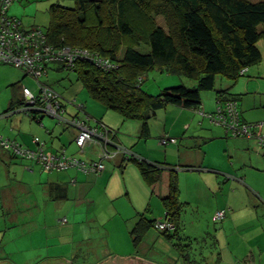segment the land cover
<instances>
[{
	"label": "crops",
	"instance_id": "0c3cea01",
	"mask_svg": "<svg viewBox=\"0 0 264 264\" xmlns=\"http://www.w3.org/2000/svg\"><path fill=\"white\" fill-rule=\"evenodd\" d=\"M55 67L61 70L58 66ZM48 73L49 70L46 77ZM244 76L245 79L238 78L234 82L218 78L219 83L217 85L216 80L215 87L226 90L225 96L236 98L244 122L264 121V92L260 93L264 88L261 81L264 69L252 72L248 68ZM19 92L22 93V88ZM83 100L84 112L89 116L88 124L93 127L98 125L99 130L104 126L113 130V140L132 155L175 167L177 175L191 169L217 175L202 174L200 183L195 184L197 191H212L219 200L213 213L215 221H218L215 218L216 212L225 210V217L219 220V229L213 234L212 248L203 234L199 233L200 230H194L191 234L182 232L184 228L180 223L184 220L181 219L180 212L178 238L168 240L159 230L150 227L135 250L128 232L133 222L132 211L136 215L144 212L141 211L143 202L146 199L151 201V194L155 195L141 176L138 166L133 163L135 161L131 162L121 152L103 159L99 147L93 143L88 142L83 148L76 145L75 127L65 126L57 130L56 124L45 123V118L50 116L34 119L23 112L19 113L20 111L0 114V136L29 149L37 148L34 138L39 137L45 143L47 154L64 151L69 156L85 161L99 159L103 162L104 169L91 173H84L75 167L46 170L36 161L17 157L0 148V241L8 230L7 222L20 223L24 217L22 214L26 215L30 208L41 216H47L53 210L71 212L83 207L88 212L102 200L113 203L116 198L126 196L129 215L115 211L121 217L117 221L119 235L116 241L133 247L125 254L118 253L122 256L119 264H185L175 243L187 246L185 248L189 257L198 260L200 264H264V147L255 137L233 136L220 123L211 121L204 115L216 111V92H201V105L197 109L169 104L152 111L150 115L153 117L147 120L145 126L140 121L124 119L118 112L106 109L90 96L88 100L86 97ZM194 121L201 125L204 121L217 123V127L213 129V133L206 129V135L203 131H190ZM159 124L161 127L157 130L156 125ZM255 132L264 134V124ZM164 135L176 138V142L162 144L161 138ZM156 138L158 143L153 142ZM211 151L217 153V163L209 160ZM182 200L190 202L186 197ZM29 215L32 213L29 212ZM165 218L166 212L162 218L153 219L163 221ZM44 226L42 227L45 229ZM201 239L202 244H198ZM107 240L111 241L110 235ZM251 241L254 243L250 244ZM199 246L204 247L198 249ZM208 247L211 248L210 251H207ZM251 256L252 262L249 261Z\"/></svg>",
	"mask_w": 264,
	"mask_h": 264
},
{
	"label": "trees",
	"instance_id": "16d2710c",
	"mask_svg": "<svg viewBox=\"0 0 264 264\" xmlns=\"http://www.w3.org/2000/svg\"><path fill=\"white\" fill-rule=\"evenodd\" d=\"M72 1V6L50 5L47 43L97 51L113 61L116 67L110 71L86 58L76 60L66 70L76 73L92 99L124 119L142 122V126L152 111L169 104L199 108L204 90L215 91L218 102L236 100L225 96L226 90L216 89L217 78L234 82L264 59L258 45H264V0ZM155 15L161 16L165 25L156 23ZM142 47L147 50L142 51ZM153 68L185 76L196 84L180 83L150 94L142 88V82L145 72ZM23 104L22 93H14L1 115L20 111ZM28 115L34 119L42 116ZM130 159L151 192L163 202L166 218L174 223L172 230L160 234L168 240L178 238L182 203L178 200L177 168L135 155ZM156 221L138 213L128 230L135 250ZM175 246L185 264H200L189 257L187 246Z\"/></svg>",
	"mask_w": 264,
	"mask_h": 264
},
{
	"label": "rangeland",
	"instance_id": "374dc122",
	"mask_svg": "<svg viewBox=\"0 0 264 264\" xmlns=\"http://www.w3.org/2000/svg\"><path fill=\"white\" fill-rule=\"evenodd\" d=\"M55 3L67 6L73 5L72 0H13L8 14L20 19L26 27L35 25L45 31L50 22L49 7ZM154 20L158 24L165 25L164 19L159 15H155ZM258 45L264 51V45L260 44V42ZM122 50L123 48L121 47L119 52ZM141 50L146 51L147 49L146 47H142ZM55 66V64L50 65L48 67V76L46 77V74H44L40 80L45 81L47 85L60 94L66 106V112L63 118L70 119L71 116L75 114L79 115V113L84 115L83 112L78 110L77 104L83 103L85 97L88 100L89 94L87 90L78 80L74 71L66 69L57 70ZM263 66L264 59L261 63L250 68L252 72L262 71L264 69ZM218 78L228 80L225 77ZM218 78L217 85L219 83ZM245 78V76L239 77L242 80ZM261 78L264 84V78ZM175 83H184L187 86H193L196 84V81L185 76L153 68L145 72L142 88L150 94H155L162 87L176 85ZM20 87H27L34 94L38 92V83L32 76L25 75L23 70L11 64H0V114L7 108L9 100L12 99L14 93L20 96ZM262 89L260 93L264 92V88ZM205 93L214 94L215 91H202V94ZM152 117L150 115L149 120ZM241 120L244 121L242 118ZM45 123L47 125L51 123L53 125L56 124L57 130L63 129L65 126L69 128L68 125L58 123V120L55 118L46 117ZM194 123L190 127V131H203L205 135L207 133L206 129H209V132L213 133V129L217 127V123H208L207 121H204L202 125ZM160 127V124L156 125L157 130H160ZM235 137L243 138L244 136ZM155 141L158 143L157 138L153 140V142ZM210 153L209 160L217 163L219 161L216 158L217 153L214 151ZM131 162L133 161L131 160ZM133 163L137 166L135 162ZM2 168L4 169L3 166ZM202 174L207 173L198 170L193 171L191 169L182 173L180 172L177 175L179 186L178 200L182 203L180 217L184 220L180 224L184 228L182 229L183 233L191 234L194 230H200L199 233L203 234V237H205L212 248L213 234L219 229L221 222L215 221L213 217L219 200L214 197L212 191L205 193L204 191L199 192L196 190L195 184L200 183ZM209 174L217 176L214 173H208L207 175L209 176ZM132 197L134 196L132 195ZM184 197L190 199V202L182 200ZM128 203L127 197L123 196V198H116L113 203L102 200L100 204L98 203L95 208H91L88 212L83 207L71 212L61 210L56 212V210H53L47 216L38 215L35 209L30 208L27 210L26 215L22 214L24 217L20 216L19 219L22 217L20 223L7 222L8 230L5 232L4 239L0 241V258L8 259L12 264H119L118 261L122 256L118 253L125 254L131 251L133 247L121 245L119 244L120 242L116 241L119 235L118 218L120 215L118 213L121 212L122 215L123 213L129 215L127 210L130 209L126 205ZM142 207L141 211H144L142 213L151 219L156 217L162 218L165 212L163 202L158 196L153 194H151V201L146 199ZM29 212L32 215H29ZM131 215H134L132 218L134 222L138 214L136 215L135 211H132ZM63 217L65 218L60 220ZM43 225H45V229L42 227ZM109 235L111 241L107 240ZM202 241V239L199 240L198 244H202ZM253 243L254 241L250 242V244ZM200 247L202 246L197 248L203 249L204 246L202 248ZM210 247L207 248V251L211 250ZM249 261H253L252 256L249 258Z\"/></svg>",
	"mask_w": 264,
	"mask_h": 264
},
{
	"label": "built area",
	"instance_id": "2783aa9c",
	"mask_svg": "<svg viewBox=\"0 0 264 264\" xmlns=\"http://www.w3.org/2000/svg\"><path fill=\"white\" fill-rule=\"evenodd\" d=\"M13 0H0V64H11L23 70L26 74L36 79L38 92L34 94L27 87H22L24 104L20 111L25 114L37 113L50 116L58 120V123L65 124L77 129L75 137L76 145L83 148L89 143L98 142L101 158H111L121 152L129 159L132 153L117 144L112 137L113 130L103 128L99 130L98 125L88 124L89 116L84 112V104H77L78 110L84 115L75 114L70 119H65L66 106L63 100L52 87L47 85L40 78L46 74L48 67L52 64L61 69H70L78 59L86 58L97 67L110 71L116 67L115 63L108 57L101 55L97 51H90L85 48L70 46H54L47 43L46 33L41 27L24 26L20 19L8 14L9 7ZM76 101V100H74ZM77 102V101H76ZM30 103V105H26ZM211 121L220 123L227 131L235 136L246 138H257L258 143L264 147V135L255 132L263 124V121L248 123L241 120L236 100L229 99L218 102V107L213 114H204ZM111 134V135H110ZM37 144L36 149L23 147L18 142L0 136V147L8 150L13 155L38 162L46 170H63L75 167L84 173L100 172L104 169L101 160L85 161L73 156H69L64 151L56 154L45 152V143L39 137L34 138ZM176 142V138L164 135L161 138L162 144ZM112 146V149H111ZM225 217V210H218L215 218L219 221ZM154 228L162 230H172L174 223L169 218L163 221L157 220Z\"/></svg>",
	"mask_w": 264,
	"mask_h": 264
},
{
	"label": "water",
	"instance_id": "95a60500",
	"mask_svg": "<svg viewBox=\"0 0 264 264\" xmlns=\"http://www.w3.org/2000/svg\"><path fill=\"white\" fill-rule=\"evenodd\" d=\"M26 105H30V103H26ZM33 112L37 113L38 111L36 110V111H33ZM42 116H44V115H42ZM93 145L99 147L98 142H94ZM0 264H12V263L8 259H2V260H0Z\"/></svg>",
	"mask_w": 264,
	"mask_h": 264
}]
</instances>
